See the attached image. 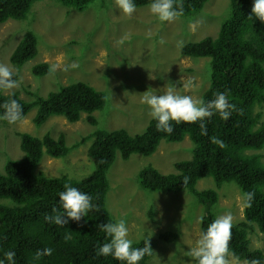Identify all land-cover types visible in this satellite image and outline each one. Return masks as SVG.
Here are the masks:
<instances>
[{"label":"trees","instance_id":"1","mask_svg":"<svg viewBox=\"0 0 264 264\" xmlns=\"http://www.w3.org/2000/svg\"><path fill=\"white\" fill-rule=\"evenodd\" d=\"M43 0H0V24L8 20H23L33 3ZM61 5L84 12L97 0H56ZM210 0H182L183 15L187 17L200 13ZM136 8L147 7L149 0H135ZM253 0H230L231 13L224 21L216 38L206 37L199 42L185 44L181 55L191 58H209L211 65L210 86L203 93L202 101L214 98L216 92H225L229 102L235 105L227 121L213 115L204 121L207 134L202 135L198 124L173 122V132L166 134L156 130L152 119L145 131L131 135L125 130H96L83 137L71 147L64 135L53 138L49 134L42 138L27 133L20 134V149L24 153L20 161H8L4 173H0V200L12 201L15 206L0 204V259L5 251L16 253V264H121L111 256L97 255L100 244L107 242L99 225L114 222L106 209V196L110 189L107 173L116 161L117 154L123 161L131 155H153L160 143H180L186 136L194 144L192 159L177 162V174H161L147 166L138 173L141 189L150 192L179 193L188 191L204 207L200 229L205 230L215 215L212 207L217 204L216 190L197 191V182L212 178L216 188L224 183H235L244 195L253 193L250 206L244 207L243 221L233 225L229 248L234 259L251 264L256 259L264 264V252L249 247L248 234L257 227L264 234V165L262 155L253 151L264 148V124L257 107L264 105V22L251 15ZM38 41L34 33H26L11 54L10 62L16 68L32 60L38 53ZM49 64L33 67L35 77L49 73ZM13 79H19L14 75ZM0 90V105L9 99H16L23 110V120L36 107L33 119L35 126H42L51 116H62L71 123L87 114L86 120L94 125L90 115L102 110L106 95L82 82L62 87L45 98L37 97L32 102L24 101L18 93L4 94ZM3 108H0V114ZM20 120V121H21ZM3 124L10 125L1 120ZM14 124V123H13ZM88 157L95 170L87 178L71 180L68 177L37 176L35 170L43 154L54 159L64 158L80 145L91 141ZM187 177V183H183ZM79 188L93 198L97 210L77 222L69 220L59 227L44 219L53 207L60 209L58 192L64 185ZM154 221V211L149 212ZM65 236L68 239H65ZM159 239L170 243L175 233H162ZM149 243V254L139 262L147 264L152 257L153 243L144 238L133 247H144ZM51 248L52 254L33 260L37 249ZM5 264L7 261L5 260Z\"/></svg>","mask_w":264,"mask_h":264},{"label":"rangeland","instance_id":"2","mask_svg":"<svg viewBox=\"0 0 264 264\" xmlns=\"http://www.w3.org/2000/svg\"><path fill=\"white\" fill-rule=\"evenodd\" d=\"M231 13L230 0H210L200 13L178 17L173 22H160L148 7L136 8L131 17L125 16L114 0H97L84 12L65 7L56 0L33 3L23 20H8L0 24V64H6L19 77L18 86L4 94L18 93L20 98L32 102L45 98L51 92L78 82L86 83L106 95L105 106L79 121L69 122L62 116H51L38 127L33 123L34 107L27 116L14 124L5 125L0 120V173L8 161H20V134L36 138L49 134L53 138L64 135L71 147L96 130L108 132L125 130L131 135L141 134L152 120L146 105L140 102L142 93L153 90L163 94L164 87L175 86L174 91L202 100L210 86L211 65L209 58H191L181 55L185 44L199 42L206 37L216 38L221 24ZM32 32L38 41L35 58L21 68L14 67L10 57L23 36ZM56 64L55 72L35 77L33 67L38 64ZM74 65V67H73ZM264 124V105L257 107ZM92 140L71 150L64 158L54 159L46 153L38 164L37 176L68 177L71 180L87 178L95 170L88 157ZM193 142L186 136L180 143L162 141L151 156L131 155L123 161L117 154L116 161L107 173L110 184L106 196V209L112 219L124 218L133 245L144 238L153 243V253L147 264H186L183 252L194 246L201 232L204 207L188 191L179 193L150 192L140 188L137 180L141 169L151 166L159 173L177 174L174 164L192 159ZM262 155L264 148L253 151ZM197 191L216 190L217 204L212 207L216 216L231 213L233 225L243 221L244 195L233 183L220 188L212 178L197 182ZM0 204L14 207L9 200ZM154 211V221L150 210ZM175 233L170 243L159 239L162 233ZM251 250L264 252V234L255 228L248 234ZM229 264H246L228 257Z\"/></svg>","mask_w":264,"mask_h":264},{"label":"clouds","instance_id":"3","mask_svg":"<svg viewBox=\"0 0 264 264\" xmlns=\"http://www.w3.org/2000/svg\"><path fill=\"white\" fill-rule=\"evenodd\" d=\"M116 7L125 15L131 17L136 11L135 0H114ZM149 12L160 22H173L183 15L182 0H149L147 5ZM261 22H264V0H253L251 15ZM74 67V65H73ZM56 64L50 65L49 71L55 72ZM14 73L6 64H0V90H9L18 86L17 79H13ZM175 86L164 87L163 94L157 95L155 91L148 90L142 93L140 102L147 106L150 117L156 122L155 127L159 132L171 134L173 132V122L176 125L183 123L198 124L201 134L206 135L207 129L204 121L213 115L227 121L235 105L229 102L225 92H216L214 98L204 102L194 100L190 95L177 94ZM3 113L0 120L9 124L16 123L22 119L23 110L16 99H9L0 105ZM183 183H187V177ZM64 190L57 193L59 197L60 209L53 207L52 213L46 214L44 219L59 227H63L69 220L79 222L82 217L88 216L90 211L97 210L92 196L81 191L79 188L65 184ZM253 193H244V201L250 206ZM100 230L105 233L107 242L102 243L97 248V255L109 257L120 261L121 264H139V262L149 254V243L144 247H133L134 241L129 238V229L124 218L99 225ZM233 217L231 213L216 216L206 229L202 230L195 241L194 246H190L183 255L188 257L186 264H229L228 257L232 255L229 248V241L232 236ZM65 239H68L65 236ZM52 254L51 248L37 249L33 260H39L42 256ZM16 253L5 251L0 264H16ZM251 264H260L259 260H252Z\"/></svg>","mask_w":264,"mask_h":264}]
</instances>
